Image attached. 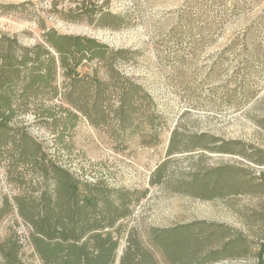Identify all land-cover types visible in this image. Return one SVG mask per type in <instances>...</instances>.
I'll return each mask as SVG.
<instances>
[{"label": "rangeland", "instance_id": "obj_1", "mask_svg": "<svg viewBox=\"0 0 264 264\" xmlns=\"http://www.w3.org/2000/svg\"><path fill=\"white\" fill-rule=\"evenodd\" d=\"M49 29L128 51L119 71L154 102L155 116L134 131L118 135L80 115L62 143L33 113L17 118L77 180L135 193L115 264H260L264 0H0V33L32 46ZM4 151L0 210L9 201L12 212L0 246L17 240L24 264H44L16 198L31 205L47 180L32 166L10 170Z\"/></svg>", "mask_w": 264, "mask_h": 264}, {"label": "trees", "instance_id": "obj_2", "mask_svg": "<svg viewBox=\"0 0 264 264\" xmlns=\"http://www.w3.org/2000/svg\"><path fill=\"white\" fill-rule=\"evenodd\" d=\"M127 52L54 29L32 46L0 33V158L9 147L4 153L10 170L32 166L47 180L41 197L31 205L16 198L19 214L33 228L31 242L44 264H115L124 234L119 223L131 218L135 193L77 180L49 158L17 118L33 113L37 122L59 134L60 143L76 128L80 115L94 127H111L118 135L134 131L141 118L149 124L155 116L150 93L118 69L129 60ZM52 101L61 104L49 106ZM173 152L171 145L168 153ZM11 212L7 201L0 221ZM130 248L134 258L141 259L134 242ZM0 249L1 264H24L19 241L11 240Z\"/></svg>", "mask_w": 264, "mask_h": 264}]
</instances>
